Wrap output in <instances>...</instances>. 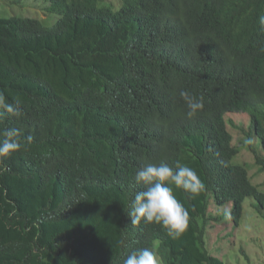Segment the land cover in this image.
<instances>
[{
  "label": "trees",
  "instance_id": "obj_1",
  "mask_svg": "<svg viewBox=\"0 0 264 264\" xmlns=\"http://www.w3.org/2000/svg\"><path fill=\"white\" fill-rule=\"evenodd\" d=\"M48 2L0 16V264H226L210 205L264 209L234 162L264 171V0Z\"/></svg>",
  "mask_w": 264,
  "mask_h": 264
},
{
  "label": "rangeland",
  "instance_id": "obj_2",
  "mask_svg": "<svg viewBox=\"0 0 264 264\" xmlns=\"http://www.w3.org/2000/svg\"><path fill=\"white\" fill-rule=\"evenodd\" d=\"M108 2L112 0H106ZM114 9L119 8V0H113ZM48 0H0V16H28L40 19L45 24H51L57 19L54 12H48ZM230 131L234 135L235 144H242L250 132V116L244 111L227 113ZM233 121V122H231ZM254 143L258 139L252 135ZM234 162L246 164L254 183L261 185L264 190V171H259L255 154L250 149L244 148L241 154L234 158ZM253 198L248 197L244 202V215L240 226L234 228L229 211L231 202L225 206L210 205L212 213H219V221L208 227L207 245L211 254L221 257L226 264H264V209L262 214L252 206ZM154 245L150 262L163 264L156 252Z\"/></svg>",
  "mask_w": 264,
  "mask_h": 264
}]
</instances>
